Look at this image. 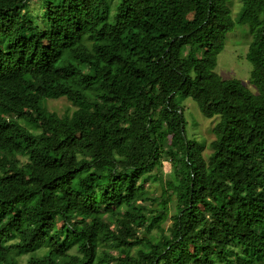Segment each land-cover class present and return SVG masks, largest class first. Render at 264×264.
I'll list each match as a JSON object with an SVG mask.
<instances>
[{"label": "trees", "instance_id": "1", "mask_svg": "<svg viewBox=\"0 0 264 264\" xmlns=\"http://www.w3.org/2000/svg\"><path fill=\"white\" fill-rule=\"evenodd\" d=\"M29 1L0 0V264H264V0ZM236 26L255 93L215 72Z\"/></svg>", "mask_w": 264, "mask_h": 264}, {"label": "rangeland", "instance_id": "2", "mask_svg": "<svg viewBox=\"0 0 264 264\" xmlns=\"http://www.w3.org/2000/svg\"><path fill=\"white\" fill-rule=\"evenodd\" d=\"M117 0H111L114 5ZM41 2L40 0H30L27 4V10L33 16V19L40 23L41 18ZM231 16L235 17L240 7V0H230L229 3ZM113 12V7H111ZM250 42V35L246 27L236 26L232 31L226 34L224 47L216 57L215 72L222 79H237L241 81L251 92L255 93V88L249 81L250 63L246 59V52ZM45 105L49 111H53L58 115L70 114L74 107L64 98L48 99ZM179 105L182 109L184 118L185 135L188 139L193 140L200 148L204 158L209 154V143L213 139L212 127L217 118L204 117L197 104L190 98L186 97L180 100ZM21 121H25L23 118ZM170 165L167 161L162 162L161 167V183H152L148 186L150 197L157 198L161 193V186L164 182L171 178L169 173ZM150 208L155 207V203L149 205ZM172 212V209L171 211ZM169 221H166V226ZM24 259L25 257H20Z\"/></svg>", "mask_w": 264, "mask_h": 264}]
</instances>
